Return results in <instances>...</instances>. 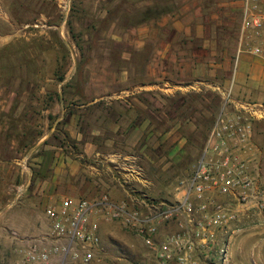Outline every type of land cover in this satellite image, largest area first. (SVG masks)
Instances as JSON below:
<instances>
[{
	"label": "rangeland",
	"instance_id": "374dc122",
	"mask_svg": "<svg viewBox=\"0 0 264 264\" xmlns=\"http://www.w3.org/2000/svg\"><path fill=\"white\" fill-rule=\"evenodd\" d=\"M247 1L261 17L259 29L242 30ZM179 22L201 27L203 64L210 63L212 44V61L218 65L214 79L209 70L195 80L178 65H162L167 37L174 40L171 48L178 56ZM132 31L140 32L137 46L143 51L126 61L132 64L129 84L145 82L149 65V96L161 97L149 98L150 122L163 133L177 127L171 138L184 142L171 154L172 145L167 147L161 135L149 137V202L170 203L184 190L222 112L233 126L227 150L212 157L227 155L247 164L249 179L264 186V91L237 81L241 57L248 65L264 60V0H0V159L14 165L9 167L10 185L0 182V195L8 189L13 197L29 180L46 177L57 154L79 152L67 121L78 116L76 131L81 132L83 120H104L98 109L103 103L86 112L78 106L86 96L121 89V53L129 48ZM255 47L257 54L250 51ZM179 57L176 63L183 62ZM33 160L43 161L41 171L34 172ZM130 187L137 198L146 197ZM216 201L232 203L235 218L228 228L207 229L213 241L195 254L198 264H264V212L256 207L242 211L236 199L223 195H216ZM8 202L6 209L19 204L16 198ZM113 223L96 264L146 262L147 249L136 233ZM172 225L165 232L177 229ZM5 233L10 231L0 229V264H16V246L6 245Z\"/></svg>",
	"mask_w": 264,
	"mask_h": 264
},
{
	"label": "crops",
	"instance_id": "0c3cea01",
	"mask_svg": "<svg viewBox=\"0 0 264 264\" xmlns=\"http://www.w3.org/2000/svg\"><path fill=\"white\" fill-rule=\"evenodd\" d=\"M178 27V56H175L171 48L174 40L167 37L162 41V65H167L168 69L178 65L179 70L184 69L191 79L195 80H201L203 70H209V76H213L214 79L216 76L214 72L217 71L218 65L212 60H215L216 53L212 52V44H210L208 53L210 63L203 64L201 27L194 25L191 28L188 22H179ZM138 33L140 32L132 31L127 36L132 41L129 42V48L121 53L122 60L125 61V67L118 74L121 89L103 96H86L85 102L78 106L82 112H86L94 109V105L103 103L98 109L104 114V120L99 122H96V119L83 120L81 132L76 131L78 116L71 115L67 121L68 129L71 128L74 131L73 139L79 142V152L72 154V157L57 154L49 166L46 177H35L32 181L29 180L30 186L27 183L24 189L15 193L13 197L8 189L0 195V229L10 231L3 237L6 245L14 247L17 245V239H32L43 234L48 224L44 210L65 198L94 199L107 194L114 202H121L129 197L128 189L123 185L128 178L133 179L130 184L136 187L137 191L145 193V196L149 198V137L161 135L167 147L172 145L169 148L171 154H175L184 145V142L175 143L171 138L172 134H176L177 127L163 133L159 131L162 128L150 122L149 98L161 99V97L160 95L149 96V88H152L149 87V65L146 67L145 82L129 84V68L132 64L126 61L131 59L132 54L143 51V47L137 46ZM141 37L145 38L144 35ZM179 56L183 62L176 63V58ZM245 60L241 57L238 61L237 81L264 91V60L254 65H248ZM245 74H248V77H245ZM204 75L207 76L206 73ZM211 80L212 77H210ZM187 128L194 131L195 126L188 123ZM159 145L154 143V147ZM33 161L37 163L34 164V167H37L34 172L41 171L43 161ZM9 167L12 169L14 165L10 161L0 159V182L8 186L10 185ZM3 169L7 170L5 174ZM131 170L135 171L131 173ZM133 173L138 176H134ZM182 194V191L174 194L171 201L181 199ZM13 198H16L19 204L6 209L8 201ZM114 224L113 222L99 223L100 244L112 234ZM173 227L174 225L169 224L161 228V231L165 232V229ZM14 253L18 260L16 251Z\"/></svg>",
	"mask_w": 264,
	"mask_h": 264
},
{
	"label": "built area",
	"instance_id": "2783aa9c",
	"mask_svg": "<svg viewBox=\"0 0 264 264\" xmlns=\"http://www.w3.org/2000/svg\"><path fill=\"white\" fill-rule=\"evenodd\" d=\"M261 26V17L247 1L242 30ZM250 51L259 53L257 47ZM232 122L225 112L215 119L203 156L187 181L181 199L167 203L137 198L129 191L133 180L130 178L123 184L129 197L121 202H114L107 194L94 199H62L44 210L48 224L43 234L17 239L16 264H96L101 246L100 222H116L135 232L147 249L143 264H198L195 254L213 241L212 232L211 238H207V229L228 228L235 218L233 204L218 203L216 195L236 199L242 211L256 207L264 212V186L257 187L249 179V166L227 155L212 157L219 156L218 150H227ZM172 223L176 225L175 231H161Z\"/></svg>",
	"mask_w": 264,
	"mask_h": 264
},
{
	"label": "trees",
	"instance_id": "16d2710c",
	"mask_svg": "<svg viewBox=\"0 0 264 264\" xmlns=\"http://www.w3.org/2000/svg\"><path fill=\"white\" fill-rule=\"evenodd\" d=\"M59 80H60V81L63 80V76H60V77H59Z\"/></svg>",
	"mask_w": 264,
	"mask_h": 264
}]
</instances>
